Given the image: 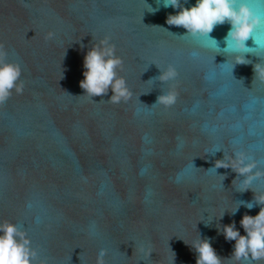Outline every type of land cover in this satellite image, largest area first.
Returning <instances> with one entry per match:
<instances>
[{
	"label": "water",
	"instance_id": "obj_1",
	"mask_svg": "<svg viewBox=\"0 0 264 264\" xmlns=\"http://www.w3.org/2000/svg\"><path fill=\"white\" fill-rule=\"evenodd\" d=\"M248 3L264 14V0ZM176 11L157 0H0V43L24 84L0 105V223L26 231L35 264H96L101 248L105 264H196L200 238L228 258L235 241L223 225L243 235L242 216L259 212L231 214L253 192L235 190L242 177L230 168H209L237 150L264 167V80L253 79L264 52L233 67L222 49L229 24L210 33L215 49L168 25ZM106 35L132 92L118 104L111 89L91 98L79 83L87 50ZM254 36L264 42V24ZM155 64L173 65L176 79L149 80ZM172 87L175 104H154ZM252 188L264 191V178Z\"/></svg>",
	"mask_w": 264,
	"mask_h": 264
},
{
	"label": "clouds",
	"instance_id": "obj_2",
	"mask_svg": "<svg viewBox=\"0 0 264 264\" xmlns=\"http://www.w3.org/2000/svg\"><path fill=\"white\" fill-rule=\"evenodd\" d=\"M161 3L165 8L178 9L174 14L170 13L167 16L168 25L183 27L186 30L185 34L206 37L207 47L221 49L219 42L212 38L210 33L218 25L229 24L230 27L224 37L225 47L222 49L234 56L233 67L237 64H252L246 54L253 53V48L264 52V42H258L254 36L255 30L264 24V14L253 9L248 0H196L195 4L188 7H185L187 0L183 3L181 0H157V5ZM158 10L149 5V12ZM249 39H252L255 47L247 45ZM110 40V36L106 35L87 50L83 60L84 78L79 83L84 93L91 98L107 95L111 89L112 95L108 102L118 104L129 100L132 92L125 78L118 74V70H123V59L116 55L115 45ZM7 56L4 44L0 43V105L7 102L13 90L17 94H22L24 88L20 64L9 61ZM155 65L160 72L149 80L166 83L176 79L178 73L173 65L170 64L164 69ZM253 72V79L264 80V63H254ZM177 96V91L172 87L169 91L158 95L154 104L172 106ZM219 150L221 149H217ZM219 168H230L237 173V177H242L241 186L236 188V191L253 192V200L239 201L231 214L234 215L241 205L248 209L259 205L260 210L254 216L247 213L242 216L240 225L245 232L243 235L236 228L235 221L223 225L221 231L225 239L235 241L233 252L228 258L218 256L207 238L193 241L190 245L197 253L196 264H223L224 259L236 261L238 264H254V262L258 264L264 260V191H256L252 188V184L264 178V167H261L260 161L254 157L237 150L231 156H226L224 153L223 158L216 159L214 166L209 169L217 172ZM222 176L224 179V175ZM223 215L224 212L220 217L222 218ZM146 254L151 255V250L148 249ZM105 256L106 249L101 248L96 257V264H105ZM37 258L38 252L31 246L26 231L7 220L0 223V264H35ZM40 264H43V261Z\"/></svg>",
	"mask_w": 264,
	"mask_h": 264
}]
</instances>
